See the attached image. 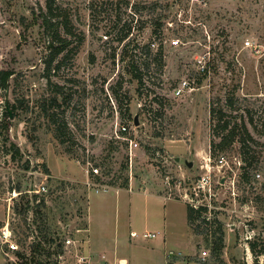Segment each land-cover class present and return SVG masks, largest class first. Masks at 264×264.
Wrapping results in <instances>:
<instances>
[{
	"label": "rangeland",
	"instance_id": "rangeland-1",
	"mask_svg": "<svg viewBox=\"0 0 264 264\" xmlns=\"http://www.w3.org/2000/svg\"><path fill=\"white\" fill-rule=\"evenodd\" d=\"M51 1L45 28L46 0H0V70L13 73L0 118L9 110L20 151L10 158L0 140V228L8 223L13 251L35 238L14 207L43 199L63 237L85 223L90 200L91 234L106 242L107 259L125 239L131 264H147L128 244V228L151 230L144 213L161 221L162 199L152 194L205 208L191 228L197 263L264 264V0ZM212 105L226 120L240 124L243 116L252 137L246 147L234 141L211 154ZM135 116L138 125L124 136L138 144L131 155L116 127ZM40 184L45 192L31 191ZM170 205L167 220L180 224L185 210ZM219 225L217 253L204 239ZM172 252L170 259L185 258ZM74 254L66 251L64 264ZM5 255L17 261L0 250V264Z\"/></svg>",
	"mask_w": 264,
	"mask_h": 264
},
{
	"label": "trees",
	"instance_id": "trees-1",
	"mask_svg": "<svg viewBox=\"0 0 264 264\" xmlns=\"http://www.w3.org/2000/svg\"><path fill=\"white\" fill-rule=\"evenodd\" d=\"M46 8L47 14L42 15V23L45 28L48 27V14H52V1L46 0ZM63 49L55 51V55L60 53ZM145 72L147 71V64L142 66ZM49 70V64L45 67V71ZM131 75L132 77L142 85L143 73L140 68L135 65L131 67ZM13 73L7 70H0V98L4 97L6 92L9 89L10 79L13 78ZM140 85V86H141ZM50 105L57 104V97L50 99ZM13 107V106H12ZM14 108V107H13ZM229 108H232L230 103ZM47 112V111H46ZM45 116H49L48 114ZM8 110H5L2 114V118H0V140L1 144L7 149L6 154L12 158L16 159V157H20V151L13 143V140L9 136V129L11 127V123L7 121L8 118ZM226 115L221 107L218 106H210L209 108V126L211 135L214 136L211 138L210 144V152L211 154H215L216 151L223 149L224 147L232 144L234 141H238L241 143V146L246 147V143L252 140L251 134L246 126L243 116L239 115L238 120H240V124L237 122V117L234 116V120H226ZM232 124V126H230ZM54 135L58 138V133L55 131ZM221 135V137H220ZM215 136L219 138V142L215 141ZM44 206V200H38L35 207L28 206V201L24 205V207L17 210L14 207V212L21 214L23 216V224L27 229L30 228V225L34 227L33 232H35V238L33 241H30L26 248L20 251H12L14 253L17 261H9L6 260L4 264H58L57 257L63 252V237L59 235V232L56 231L53 217L47 210V207ZM205 211V208L199 207L198 209H193L189 205H186V216L188 225L194 230L195 222L200 217V214ZM31 214L30 223L27 222L26 215ZM204 224H208L206 219H202ZM29 223V224H28ZM198 227V226H197ZM197 233V232H196ZM201 234V233H197ZM210 238V240L208 239ZM206 244H211V248L213 252H220L223 247V232L220 228V225L217 229L211 234V236H206L204 239ZM251 250L253 251V246H251ZM4 252L10 251L3 247Z\"/></svg>",
	"mask_w": 264,
	"mask_h": 264
},
{
	"label": "crops",
	"instance_id": "crops-1",
	"mask_svg": "<svg viewBox=\"0 0 264 264\" xmlns=\"http://www.w3.org/2000/svg\"><path fill=\"white\" fill-rule=\"evenodd\" d=\"M99 192V191H98ZM137 194V193H136ZM152 197H158L162 199L163 209L164 212L160 215L161 221L154 220V223L149 222L148 214L144 213L143 217V225L152 227L151 230L144 229L142 232H137L136 230L132 229L131 227L128 228V244L131 246H134V249L139 247L141 258H144L147 261V264H201L197 263L193 258V242H194V233L191 229V227L187 223V216H186V205L185 202L182 200H173L171 198H167L160 195H152V194H146ZM87 213H86V221L85 223L80 227L81 233H79L78 237L82 240L81 246L83 247V253L87 255L93 264H102L103 259L114 263L117 261H121V264H131L132 258L124 254L126 253V241L125 239H121L118 241L117 244L113 246L112 260L107 259L105 249V241H103L102 238H94L91 234V227L89 223V203L90 200L87 202ZM170 203L174 204H181V207L185 210V220H182L181 223L177 224V220H174L172 222L169 220V213L172 212L171 207H174V205H170ZM168 206V207H167ZM178 208V207H177ZM157 213H154V218L158 217ZM175 216V214H174ZM168 219V220H167ZM182 219V218H181ZM177 225L179 228H181L179 234L172 232L173 229L177 230ZM134 232L138 236L137 237H130V233ZM143 232H158L159 236L155 239V241H149L146 239H142L140 237V234ZM117 245V246H116ZM120 245V246H119ZM128 245V246H129ZM129 246V247H130ZM3 247L0 245V250L3 251ZM120 247V248H119ZM173 250H176V253H180V255H183L185 258L183 259H170V256L168 257V253L172 252ZM123 251V252H122ZM121 252V253H119ZM5 254V252H4ZM120 256L116 258L117 260H114V255ZM104 257V258H103ZM4 263L6 261V255L4 256ZM143 263V262H141ZM145 264V263H143Z\"/></svg>",
	"mask_w": 264,
	"mask_h": 264
},
{
	"label": "built area",
	"instance_id": "built-area-1",
	"mask_svg": "<svg viewBox=\"0 0 264 264\" xmlns=\"http://www.w3.org/2000/svg\"><path fill=\"white\" fill-rule=\"evenodd\" d=\"M187 86V82L183 81L181 82L177 88L174 89L173 95L175 97L180 96V94L183 92L184 88ZM116 133H119L121 138L128 143V151L129 154H131L133 151H135L138 147V144L135 140L124 137L125 135H128L129 130L135 129L134 125L132 122L126 123L119 125L116 127ZM132 155V154H131ZM91 175L96 177L100 176L99 173V168L98 167H92L91 168ZM31 191L38 194L40 192H45V186L40 184L36 190H33L31 188ZM103 191H106V189H103ZM98 192V191H96ZM69 230V231H68ZM66 232H68L67 235L63 237V252L57 257L58 264H64V254L66 251H75V254L73 256L74 262L73 264H93L91 259L85 255L84 253L80 252L79 247L82 243V240L78 237L79 233H81L80 228H74V229H68ZM138 235L134 232L130 233V237L134 238L137 237ZM159 236L158 232H143L140 234V237L142 239L146 240H152L156 239ZM0 243L1 246L6 247V249H9L10 251L17 250L16 244L11 240V232L9 229L8 223H6L2 228H0ZM180 253H177L176 255H179ZM174 255V252H169L168 257ZM104 258V257H103ZM202 258V257H201ZM121 261H117L114 263H110L106 260L103 259L102 264H121Z\"/></svg>",
	"mask_w": 264,
	"mask_h": 264
},
{
	"label": "water",
	"instance_id": "water-1",
	"mask_svg": "<svg viewBox=\"0 0 264 264\" xmlns=\"http://www.w3.org/2000/svg\"><path fill=\"white\" fill-rule=\"evenodd\" d=\"M8 112H9V110H8ZM9 118L11 119V115H10V112H9ZM133 125L134 126H137L138 125V120H137V116H135L134 118H133ZM178 160V159H177ZM185 164L187 165V167H191V165H192V163L191 162H185Z\"/></svg>",
	"mask_w": 264,
	"mask_h": 264
}]
</instances>
